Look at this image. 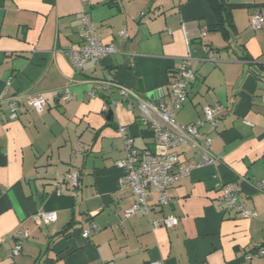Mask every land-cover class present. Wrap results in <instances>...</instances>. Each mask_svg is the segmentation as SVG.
<instances>
[{"label":"crops","instance_id":"1","mask_svg":"<svg viewBox=\"0 0 264 264\" xmlns=\"http://www.w3.org/2000/svg\"><path fill=\"white\" fill-rule=\"evenodd\" d=\"M229 1L236 5L235 31L227 41L208 31L215 17L206 0H0V99L26 92L45 99L41 112L23 102L15 120L1 105L0 264H264V253L244 259L264 249V22L250 27L254 13L264 17V0ZM84 13L115 52L75 71L64 50L79 42ZM188 43L195 79L175 118L193 124L204 106L220 105L217 125L199 126L219 159L196 164L190 143L172 148L180 162L195 165L169 186L170 202L157 205L150 193L148 215L125 217L136 196L116 164L125 156L119 126L138 150L162 147L139 108L126 107L115 87L107 92L96 81L112 76L143 100L168 101ZM202 44L216 61L201 59ZM111 99L107 118L102 106ZM73 171L78 186L66 178ZM224 184H236L239 202L257 214L227 208ZM38 211H54L56 219L36 222ZM165 215L178 224L152 228L150 217ZM16 243L20 253L10 259Z\"/></svg>","mask_w":264,"mask_h":264},{"label":"built area","instance_id":"2","mask_svg":"<svg viewBox=\"0 0 264 264\" xmlns=\"http://www.w3.org/2000/svg\"><path fill=\"white\" fill-rule=\"evenodd\" d=\"M80 21L79 42L64 50L75 71L81 70L83 65L91 58L101 59L115 52L113 43H103L101 41L94 24L86 13L82 14ZM263 22L264 17L261 13H254L250 17V27L253 30L260 29ZM120 34L126 36L125 29H122ZM204 35L205 30L200 31L199 37L201 38ZM201 50L204 54L201 58L202 60L216 61V56L212 54L207 44H202ZM194 58L193 50L188 43L187 54L183 57L181 65L169 85L170 99L161 103L141 99L132 88L117 82L112 76L96 81L107 92H110V89L115 87L126 107L132 109L134 105L137 106L140 110L141 118L150 124L162 147L159 152H154L150 149L138 150L133 146L132 137L127 133L125 127L119 126V134L124 142L125 156L118 160L116 164L126 169L125 181L136 196V200L124 209L123 215L125 217L134 214L148 215L151 206L148 199L150 193L155 195V203L157 205H164L170 202L167 194L169 186L188 175L195 165L180 162L178 154L171 150L172 148L187 142L190 143L199 153L196 164L214 163L219 159L209 152L210 139L208 137L201 138L199 126L207 122L212 127H215L222 107L218 104L204 106L202 109L203 118L193 124L178 122L174 114L175 110L179 109L187 99V87L195 79L192 66ZM9 85L10 81H7L6 90ZM108 94L110 95V93ZM23 98L24 100L22 101ZM63 98L65 101H69L72 98L68 86L64 88ZM262 101L264 103V97ZM23 102L37 112H41L45 105L43 96L30 92L2 96L0 99V114L1 105L4 103L8 109V118L10 120L17 119ZM111 103L112 99L104 101L103 111L110 109ZM79 149L78 147L77 151ZM66 178L72 186H78L79 176L77 172H68ZM62 182L60 179L54 181L56 194L62 193ZM237 190L238 186L236 184H224L222 186V199L225 201L226 207L235 209L243 217L255 216L256 212L246 210L239 202L235 194ZM33 219L36 222L49 223L56 219V213L54 211H38L33 214ZM150 224L152 228L161 226L172 228L178 224V218L173 215H165L161 218L150 217ZM93 227L94 225H91L82 229L81 235L84 238H88ZM18 233L24 236L27 235L24 231H19ZM20 249L21 245L16 243L8 251L7 257L14 259L20 253ZM263 253L264 249L258 247L255 252L244 254V259L250 260Z\"/></svg>","mask_w":264,"mask_h":264},{"label":"trees","instance_id":"3","mask_svg":"<svg viewBox=\"0 0 264 264\" xmlns=\"http://www.w3.org/2000/svg\"><path fill=\"white\" fill-rule=\"evenodd\" d=\"M206 1L215 17V23L207 28L208 31H218L223 39L228 41L235 31V25L232 20V9L236 5L229 0ZM244 57L247 58V55H244Z\"/></svg>","mask_w":264,"mask_h":264},{"label":"water","instance_id":"4","mask_svg":"<svg viewBox=\"0 0 264 264\" xmlns=\"http://www.w3.org/2000/svg\"><path fill=\"white\" fill-rule=\"evenodd\" d=\"M111 115H112V109H109L107 113V118H110Z\"/></svg>","mask_w":264,"mask_h":264}]
</instances>
